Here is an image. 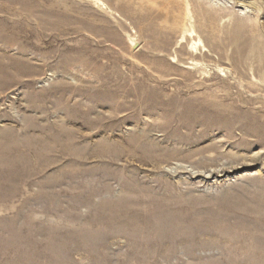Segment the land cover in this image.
Here are the masks:
<instances>
[{"label":"rangeland","instance_id":"1","mask_svg":"<svg viewBox=\"0 0 264 264\" xmlns=\"http://www.w3.org/2000/svg\"><path fill=\"white\" fill-rule=\"evenodd\" d=\"M0 264H264V0H0Z\"/></svg>","mask_w":264,"mask_h":264},{"label":"bare ground","instance_id":"2","mask_svg":"<svg viewBox=\"0 0 264 264\" xmlns=\"http://www.w3.org/2000/svg\"><path fill=\"white\" fill-rule=\"evenodd\" d=\"M179 205H180V204H179ZM181 206H182V205H181ZM152 221H153V220H152ZM157 221H158V220H157ZM161 221H162V220H161ZM158 222H159V221H158ZM155 223H156V222H155ZM159 223H160V222H159ZM159 223H158V224H159ZM183 223H184V222H183ZM181 226H182V225H181ZM188 226H189V225H188ZM182 227H183V226H182ZM192 228H193V227H192ZM172 229H174L173 226H172ZM182 229H184V228H182ZM189 229H190V226H189ZM175 230H177V228H176Z\"/></svg>","mask_w":264,"mask_h":264}]
</instances>
